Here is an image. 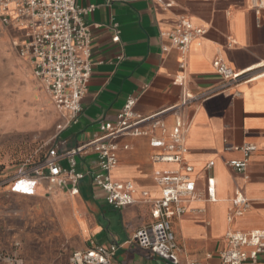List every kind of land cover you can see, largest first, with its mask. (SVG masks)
<instances>
[{"label":"crops","instance_id":"1","mask_svg":"<svg viewBox=\"0 0 264 264\" xmlns=\"http://www.w3.org/2000/svg\"><path fill=\"white\" fill-rule=\"evenodd\" d=\"M76 1L83 7L95 5L85 17L92 35V75L78 121L46 144L65 152L90 140L101 133L102 121L117 120L131 96L137 99L138 114L165 110L158 117L165 128L146 122L145 134L116 139L118 164L112 177L132 181L136 188L135 203L116 208L91 179L90 172L98 167L94 153L79 158L78 168L87 175L77 194L71 193L67 174L64 186L41 178L33 195L12 191L9 180L23 164V152L18 149L22 115L15 111L14 116L0 117V249L6 254L16 252L25 264H70L74 251L95 242L117 245L112 264H173L140 247L133 234L154 221L150 201L162 195L157 174L181 170L187 163L193 167L190 176L197 196L187 198L185 211L172 221L178 264H222L220 254L228 247V233L264 228V0ZM182 17L206 30L186 54L167 36ZM18 31L22 37L23 30ZM19 36L16 42L21 41ZM164 46L169 49L164 51ZM217 58L235 70L248 69L247 77L254 79L225 81L213 66ZM15 62L22 70L21 59ZM186 94L192 98L182 106ZM179 118L189 124L183 161L156 160L163 149L153 141H172ZM245 144L257 149L239 171L229 163L245 158L241 150ZM47 150L33 163L43 160ZM61 164L67 167L65 160ZM207 176L216 182L213 201L207 199ZM237 193L248 199L247 207L235 205ZM258 264H264V252Z\"/></svg>","mask_w":264,"mask_h":264},{"label":"built area","instance_id":"2","mask_svg":"<svg viewBox=\"0 0 264 264\" xmlns=\"http://www.w3.org/2000/svg\"><path fill=\"white\" fill-rule=\"evenodd\" d=\"M168 6L171 3L167 4ZM95 9V5L80 6L76 0H0V17L3 23L20 24L23 30L20 42L15 45L18 53L26 58L32 67V73L41 82L51 96L55 106L63 113V121L58 132L69 124L77 122L82 113V98L92 75L91 42L92 35L85 17ZM206 30L196 26L188 17H182L177 27L167 32L171 44L186 54L192 41L205 34ZM115 39H119L116 35ZM168 46L163 50L167 51ZM182 66H184L182 64ZM213 66L217 73L229 82L250 81L249 72L235 70L222 59H215ZM192 95L186 94L181 105L189 103ZM137 99L129 97L118 113L117 120L102 121L101 133L90 140L60 152L58 147L48 148L43 160L37 163H23L16 176L11 178V190L17 193L33 195L38 180L46 178L53 185L64 186L67 174L72 180L71 193L79 192V183L87 171L79 170V158L85 153H94L98 158V167L90 172L93 183L105 191L107 203L123 208L135 203V185L132 181H116L112 171L118 164L116 139L123 134L139 136L146 132L142 125L152 122L154 126L165 128L158 119L165 110L153 115L143 116L134 110ZM189 124L178 119L172 131V141L154 140L153 145L163 149L155 156L158 161L180 163L187 152L185 132ZM257 149L254 144H245L241 150L244 159H232L230 165L239 171L248 165V157ZM65 160L67 167L61 162ZM211 164L208 165V168ZM193 167L183 163L181 170H165L157 174V182L162 189L161 198L151 200L154 221L139 227L133 234V240L142 248L173 263H179L178 243L172 226L175 217L185 211L187 198L197 196V189L190 174ZM146 194V193H145ZM207 199H216V182L213 176H207ZM236 206L245 208L248 199L237 193ZM238 209L237 213H241ZM228 247L221 252L222 264H258L260 253L264 252V228L248 232L231 231L227 234ZM117 245L110 247L91 242L84 249L76 250L70 256V264H112ZM0 261L6 264H25L23 257L16 252L6 254L0 249ZM188 264H203L192 261Z\"/></svg>","mask_w":264,"mask_h":264},{"label":"rangeland","instance_id":"3","mask_svg":"<svg viewBox=\"0 0 264 264\" xmlns=\"http://www.w3.org/2000/svg\"><path fill=\"white\" fill-rule=\"evenodd\" d=\"M12 23L5 24L0 17V117L14 116L15 111L22 115L23 131L18 149L23 152L22 163L29 164L45 154L50 147L46 142L58 132L63 117L32 73L31 63L19 56L15 42L21 25ZM17 58L22 61V70L15 67Z\"/></svg>","mask_w":264,"mask_h":264}]
</instances>
